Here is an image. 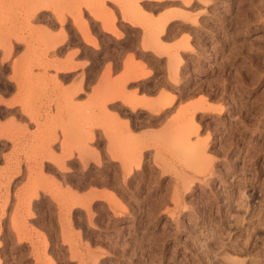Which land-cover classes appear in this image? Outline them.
<instances>
[{
	"label": "rangeland",
	"instance_id": "obj_1",
	"mask_svg": "<svg viewBox=\"0 0 264 264\" xmlns=\"http://www.w3.org/2000/svg\"><path fill=\"white\" fill-rule=\"evenodd\" d=\"M106 1L0 0V264H264V0ZM119 10L168 59L140 114L64 47ZM77 59L106 62L92 90L60 78Z\"/></svg>",
	"mask_w": 264,
	"mask_h": 264
},
{
	"label": "crops",
	"instance_id": "obj_2",
	"mask_svg": "<svg viewBox=\"0 0 264 264\" xmlns=\"http://www.w3.org/2000/svg\"><path fill=\"white\" fill-rule=\"evenodd\" d=\"M114 1L117 6L121 9L120 6H122L123 0H112ZM140 4H153L156 3L157 0H137ZM107 3L110 2V0L106 1ZM109 4V3H108ZM118 10V9H117ZM119 10V15L116 21V28L115 29H108V27L105 25L104 20L95 18L94 16H89V27L91 28L92 32H94L97 37L99 38L100 42L99 45L96 47L94 43L85 40L83 38V35L78 32H75V38L72 37V34L69 38V40L64 44L65 48L69 47V44H73V41H75L74 44H79L80 49L82 50V53L88 51L91 53H95L98 56V60L101 59L102 56H109L113 60V77H114V84L112 86L116 87L114 90H118L120 96L124 98L133 99L135 101V107L136 114H140L146 111V108H144L141 105L142 101H146L150 99V101L154 104L162 97L167 96V92L163 90L160 87L159 81H156L160 74H158V71L162 69V64L167 63V61H162V58L164 56H159L152 50L151 47L147 46L148 42L146 41V35L149 33L147 31V28L145 27V21H134L130 18H126L123 16L122 12ZM88 13V12H87ZM179 20H171L169 22V33H175L176 31H170V28H173L175 25L177 33L180 32L181 24ZM122 33V34H120ZM178 37L172 38L171 41H168L169 44H174L177 39L180 38V35H177ZM78 40V42H77ZM150 45L156 48H160L159 42L156 41H149ZM72 48V47H70ZM149 52L154 59L153 64L146 66V70L148 71L147 74H144V67L138 66L137 68L134 66L131 69L127 68V60L129 59L130 54L136 53L137 56H140V53ZM166 58V57H164ZM83 58H81L82 60ZM139 60V58H137ZM79 59L76 60L75 63H69L62 62V65L64 68H62V71L60 72V78L64 81V84L70 88L74 85L76 86V83H79V77L82 75V72L84 71L86 73V79L83 84V86L90 87L91 90L99 84L100 79L96 77L95 71L104 72L106 70V62H101L100 66L93 67V64H89V66L84 67L82 64H78ZM161 60V61H160ZM72 66L69 67V66ZM69 67V68H68ZM151 71V72H150ZM150 73V74H149ZM144 74V75H143ZM78 80V81H77ZM77 81V82H76ZM80 87L82 84H79ZM117 86L119 88H117ZM82 91V90H80ZM169 91V89L167 90ZM115 94V98H113V102L117 103L118 101H123L122 98H119V96ZM165 95V96H164ZM79 100H82V93L78 92ZM132 114V111H131ZM133 126L140 125L136 118H134V121L132 122ZM44 196V195H43Z\"/></svg>",
	"mask_w": 264,
	"mask_h": 264
},
{
	"label": "bare ground",
	"instance_id": "obj_3",
	"mask_svg": "<svg viewBox=\"0 0 264 264\" xmlns=\"http://www.w3.org/2000/svg\"><path fill=\"white\" fill-rule=\"evenodd\" d=\"M166 22V21H165ZM167 24V23H166ZM148 73V71H145L144 72V74H147ZM143 74V75H144ZM165 96V95H164ZM170 97V96H169ZM112 99V98H111ZM128 99H129V97H128ZM175 99H176V96H174V95H172L169 99H165L162 103H161V108H167V107H170L173 103H174V101H175ZM133 100V99H132ZM131 101V100H130ZM127 102V101H126ZM131 103H134V101H132ZM131 105V104H130ZM161 110V109H160ZM193 123H194V126H195V128L196 129H198L199 128V126L196 124V122L193 120ZM197 131V130H196ZM132 158H133V156H131ZM133 160H134V158H133Z\"/></svg>",
	"mask_w": 264,
	"mask_h": 264
}]
</instances>
